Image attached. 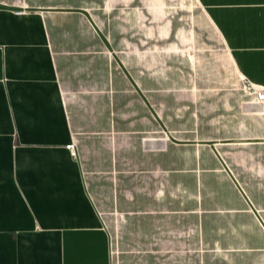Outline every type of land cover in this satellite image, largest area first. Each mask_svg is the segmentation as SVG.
Listing matches in <instances>:
<instances>
[{"label":"crops","instance_id":"crops-1","mask_svg":"<svg viewBox=\"0 0 264 264\" xmlns=\"http://www.w3.org/2000/svg\"><path fill=\"white\" fill-rule=\"evenodd\" d=\"M156 50L197 72L156 89ZM242 77L264 85V0H0V264H264Z\"/></svg>","mask_w":264,"mask_h":264},{"label":"rangeland","instance_id":"rangeland-1","mask_svg":"<svg viewBox=\"0 0 264 264\" xmlns=\"http://www.w3.org/2000/svg\"><path fill=\"white\" fill-rule=\"evenodd\" d=\"M177 37L178 35H171V41L174 40L177 42L178 41ZM162 38L163 35H156V42L163 41ZM163 53H168V52H164L162 50H156V60L154 67V73L156 75V89H160L159 87H162L161 77H163V75L165 76L167 74H170L171 85L173 84L178 85L179 84L178 82H173V79H175L174 77L178 76V74L189 75L197 72L195 68V63H196L195 59L191 56L190 57L188 56L189 51H171L170 57L165 59L163 58ZM186 84L189 85L191 83L187 82ZM171 89H173V87ZM176 89H178V87H176ZM190 94L192 93L181 92V94L179 95L178 90H172L170 97L166 98L169 99L171 102L172 111L175 110V108H177L178 106H181V108L186 107L187 112H189L191 101H193V97H191ZM159 102L161 105L162 104L161 101ZM182 116L183 115L181 114V117ZM186 116L188 117L189 114L187 113ZM174 117H178V115H174L172 112L171 115L172 121H174ZM167 132L168 131H166V133ZM169 136L171 138V134H169ZM175 150L176 152L178 151L177 149Z\"/></svg>","mask_w":264,"mask_h":264},{"label":"built area","instance_id":"built-area-1","mask_svg":"<svg viewBox=\"0 0 264 264\" xmlns=\"http://www.w3.org/2000/svg\"><path fill=\"white\" fill-rule=\"evenodd\" d=\"M241 89L252 96V102L255 104L264 105V85L252 82L245 77L241 78ZM70 154L76 157V147L73 143L67 145Z\"/></svg>","mask_w":264,"mask_h":264}]
</instances>
